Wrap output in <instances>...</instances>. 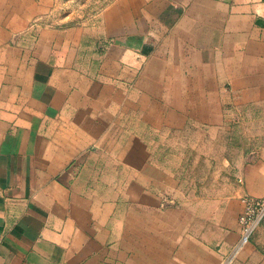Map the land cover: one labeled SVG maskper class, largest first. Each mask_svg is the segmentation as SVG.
I'll list each match as a JSON object with an SVG mask.
<instances>
[{
    "label": "crops",
    "instance_id": "obj_1",
    "mask_svg": "<svg viewBox=\"0 0 264 264\" xmlns=\"http://www.w3.org/2000/svg\"><path fill=\"white\" fill-rule=\"evenodd\" d=\"M51 15L0 0V264H220L264 196V133L233 163L236 114L264 120V0ZM249 243L232 264H264Z\"/></svg>",
    "mask_w": 264,
    "mask_h": 264
},
{
    "label": "rangeland",
    "instance_id": "obj_2",
    "mask_svg": "<svg viewBox=\"0 0 264 264\" xmlns=\"http://www.w3.org/2000/svg\"><path fill=\"white\" fill-rule=\"evenodd\" d=\"M111 1L112 0H53V15H51L50 21H54L55 23L62 25H69L77 22H94L101 10ZM263 123L264 120H260L258 113L248 115L246 113L239 112L236 114L235 130L233 131V138L235 142L234 164L239 165L243 162L241 157L244 156V149L246 153H249L248 157L257 155L260 148L259 141L261 139V133L262 135L264 133L263 127L261 128V124ZM160 147L166 150V152L170 149V146L160 145ZM171 148L172 159L175 160L177 165L179 164V160L174 159V155L180 156L181 151L185 158H194V155L191 156L185 151L188 148L187 145H176L171 146ZM204 163L203 167L207 170L209 166L206 164L210 162ZM189 164L193 167V161H185V166H183L185 167V170L188 169ZM184 179L189 180V178ZM249 245H251V248L256 249L264 257V220L256 229Z\"/></svg>",
    "mask_w": 264,
    "mask_h": 264
},
{
    "label": "built area",
    "instance_id": "obj_3",
    "mask_svg": "<svg viewBox=\"0 0 264 264\" xmlns=\"http://www.w3.org/2000/svg\"><path fill=\"white\" fill-rule=\"evenodd\" d=\"M242 202L243 207L238 217V242L232 248L231 254L222 259L220 264H232L235 255L251 241L256 229L264 220V196H245Z\"/></svg>",
    "mask_w": 264,
    "mask_h": 264
}]
</instances>
